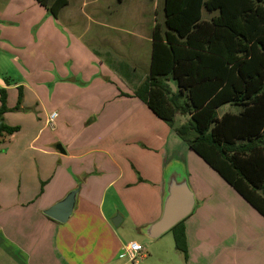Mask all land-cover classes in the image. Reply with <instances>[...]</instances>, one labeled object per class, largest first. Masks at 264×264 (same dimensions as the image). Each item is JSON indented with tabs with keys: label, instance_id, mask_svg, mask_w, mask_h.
Here are the masks:
<instances>
[{
	"label": "crops",
	"instance_id": "obj_1",
	"mask_svg": "<svg viewBox=\"0 0 264 264\" xmlns=\"http://www.w3.org/2000/svg\"><path fill=\"white\" fill-rule=\"evenodd\" d=\"M128 1L68 0L54 17L37 0H0V89L11 109L23 94L3 115L19 130L0 135V264H251L240 261L248 249L197 244L202 217L240 194L134 95L150 72L158 9ZM115 2L119 22L94 21ZM131 13L135 23L122 21ZM172 158L196 197L187 257L174 237L142 231L161 216ZM76 188L66 222L45 213ZM131 241L144 246L137 261L123 255Z\"/></svg>",
	"mask_w": 264,
	"mask_h": 264
},
{
	"label": "trees",
	"instance_id": "obj_2",
	"mask_svg": "<svg viewBox=\"0 0 264 264\" xmlns=\"http://www.w3.org/2000/svg\"><path fill=\"white\" fill-rule=\"evenodd\" d=\"M37 1L54 17L68 4ZM163 11V23L156 17L153 26L150 72L134 95L264 216V0H164ZM22 97L19 87L11 109L0 89L1 136L19 130L3 115L19 110ZM224 104L240 110L220 114ZM179 113L186 122L176 124ZM185 219L170 231L187 257Z\"/></svg>",
	"mask_w": 264,
	"mask_h": 264
},
{
	"label": "rangeland",
	"instance_id": "obj_3",
	"mask_svg": "<svg viewBox=\"0 0 264 264\" xmlns=\"http://www.w3.org/2000/svg\"><path fill=\"white\" fill-rule=\"evenodd\" d=\"M155 1V0H154ZM157 1V9L158 13L156 14L157 19L163 23L164 20V11H163V3L164 0H156ZM131 2L129 0L128 3ZM149 2V6H150ZM152 5V4H151ZM130 6V4L128 5ZM127 6V7H128ZM121 6L115 2L111 13L105 14H94V21L103 20L102 22L107 23H116L120 21L122 11H119ZM113 12V13H112ZM154 13L151 16H147L148 18H153ZM205 18H209L210 15L205 12ZM134 14H128L125 19L122 18V21L125 20L127 22L135 23L136 20ZM147 23V20H146ZM94 29L98 28L96 24H93ZM107 50H109V46H106ZM112 51V50H111ZM171 87L173 85V89L176 90V84L172 79L168 82ZM172 83V84H171ZM240 107L236 105L224 104L219 109V113H224L226 111L238 112ZM176 124H181L186 122V115L178 114L176 115ZM193 133H191V136ZM236 193V192H235ZM237 195V193H236ZM236 198L229 200L222 207H212L209 209L210 212L214 211L211 214H205L202 219L199 221L201 224H195V227L199 226V234L197 237L199 238L197 244H201L200 246H233L240 247L243 255L242 257L249 258L250 261L243 260L242 262H250L251 264L254 262L253 257L255 258L256 264H264V217L259 215L254 208L251 207L246 201H244L240 196H235ZM221 210H224V215L221 213ZM164 239L173 238L172 231H168L164 234ZM139 242L144 241L142 238H138L135 236ZM174 239V238H173Z\"/></svg>",
	"mask_w": 264,
	"mask_h": 264
},
{
	"label": "water",
	"instance_id": "obj_4",
	"mask_svg": "<svg viewBox=\"0 0 264 264\" xmlns=\"http://www.w3.org/2000/svg\"><path fill=\"white\" fill-rule=\"evenodd\" d=\"M58 147L63 150L61 145ZM185 168V162L180 158H172L165 165L162 213L156 221L142 229L147 237L156 239L162 236L193 212L196 197ZM78 191L79 188L71 190L45 213L59 222H66L74 211ZM120 219L116 215L112 219L114 225H118Z\"/></svg>",
	"mask_w": 264,
	"mask_h": 264
},
{
	"label": "built area",
	"instance_id": "obj_5",
	"mask_svg": "<svg viewBox=\"0 0 264 264\" xmlns=\"http://www.w3.org/2000/svg\"><path fill=\"white\" fill-rule=\"evenodd\" d=\"M54 116L55 113L53 114V117ZM143 250L144 246L141 243L131 241L126 245L125 252L123 253V255L129 257L132 261H137Z\"/></svg>",
	"mask_w": 264,
	"mask_h": 264
}]
</instances>
